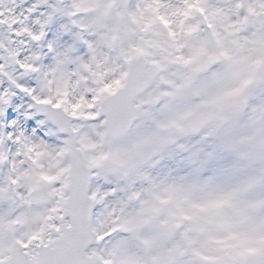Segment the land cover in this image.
<instances>
[{
	"label": "snow or ice",
	"instance_id": "obj_1",
	"mask_svg": "<svg viewBox=\"0 0 264 264\" xmlns=\"http://www.w3.org/2000/svg\"><path fill=\"white\" fill-rule=\"evenodd\" d=\"M0 264H264V0H0Z\"/></svg>",
	"mask_w": 264,
	"mask_h": 264
}]
</instances>
